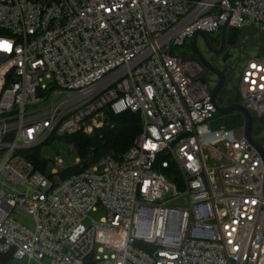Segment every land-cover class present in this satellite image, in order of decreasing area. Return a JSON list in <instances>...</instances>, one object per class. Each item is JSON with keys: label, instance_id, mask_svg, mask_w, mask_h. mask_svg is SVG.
<instances>
[{"label": "built area", "instance_id": "2783aa9c", "mask_svg": "<svg viewBox=\"0 0 264 264\" xmlns=\"http://www.w3.org/2000/svg\"><path fill=\"white\" fill-rule=\"evenodd\" d=\"M225 26L264 38V0H0V264H264V156L245 118L226 126L201 62L173 53ZM248 48L237 103L255 126L264 46ZM106 109L141 115L121 156L67 177L29 159Z\"/></svg>", "mask_w": 264, "mask_h": 264}, {"label": "trees", "instance_id": "16d2710c", "mask_svg": "<svg viewBox=\"0 0 264 264\" xmlns=\"http://www.w3.org/2000/svg\"><path fill=\"white\" fill-rule=\"evenodd\" d=\"M240 36V38H239ZM244 37V38H243ZM226 42L228 45L240 43V47H251L257 45L263 48L264 38L253 29H229ZM187 43V42H186ZM186 43L184 45H186ZM183 45V46H184ZM175 53V49L173 50ZM239 101V97L232 98L230 101L222 100L221 105L226 106ZM226 118L228 128H233L243 123L244 115L241 112L230 114ZM106 122L103 126L95 128L92 133L80 131L73 135H65L63 138L68 141L79 153L81 161L78 164L69 166L63 171L62 176L67 177L78 174L94 163L99 162L104 156L112 154L116 157L124 154L134 143L136 137L142 132V119L140 113L126 111L121 114H114L106 109ZM254 136L264 138V119L257 120L254 126ZM263 141V140H262ZM29 159L35 164L36 168L45 172L47 160L43 156L42 147L33 150ZM171 180H174L180 187V175L171 172V169H163ZM1 259H7L0 255Z\"/></svg>", "mask_w": 264, "mask_h": 264}, {"label": "rangeland", "instance_id": "374dc122", "mask_svg": "<svg viewBox=\"0 0 264 264\" xmlns=\"http://www.w3.org/2000/svg\"><path fill=\"white\" fill-rule=\"evenodd\" d=\"M231 30V29H230ZM213 35H220L221 33H212ZM240 38V36H239ZM244 38V37H243ZM191 38L190 40L187 41L186 45L184 46H179L175 48V53L178 55H182V56H187V57H192L193 56V46H192V42H191ZM238 46V47H237ZM240 43H237L236 45H228V48H230L231 51L236 52L235 56H234V62H235V69L233 71V74L231 75V81H230V85H232V87L234 88H238L239 85V80L241 77V71L242 68L245 64V53H243V50L240 49L242 47H240ZM235 48H238L237 50ZM236 50V51H234ZM258 50V46L254 45L251 46L247 49L248 54L250 55H254ZM232 92V91H231ZM231 94L234 95V99L237 98L238 96L234 94V92H232ZM102 117H105L106 119V113L102 114V115H96L95 117L91 118L86 125V130H84V132L86 133H92L94 131L95 128L101 127L103 125H101V121H102ZM226 117V116H224ZM264 119V117L262 118ZM107 120V119H106ZM105 120V122H106ZM257 138V137H256ZM257 139L260 140V138L258 137ZM262 140H260L261 142L264 143V138H261ZM42 150L44 152V155L47 159H49L50 164L48 165L49 168H52L54 166V162L53 160L56 157L61 158L65 165L67 166H73L75 164H78V160L80 159V155L79 153L73 149L72 145L66 141L63 137H57L54 136L52 138H50V140H48V142H46L43 146H42ZM18 189H21V186L17 187ZM168 198H170V195L168 196ZM178 202L176 200H173L171 202H169V204L171 205H176ZM107 215V210L104 207H100L97 211H93L91 213V216L97 220L100 221L102 217H105ZM28 260L27 259H15L12 258L8 264H28ZM32 264H36V263H32Z\"/></svg>", "mask_w": 264, "mask_h": 264}, {"label": "flooded vegetation", "instance_id": "af4514ba", "mask_svg": "<svg viewBox=\"0 0 264 264\" xmlns=\"http://www.w3.org/2000/svg\"><path fill=\"white\" fill-rule=\"evenodd\" d=\"M219 33V32H217ZM190 40V39H189ZM192 46H193V58H196L200 61L197 49L194 44V37L191 38ZM208 41L207 44L201 37L197 40L198 49L201 52L203 58L210 64H212L216 69L219 71H222L225 75V84L223 88L221 89L218 100L221 102L222 100H228L230 101L232 98H234V95L231 94L234 92L235 95H237V89L232 87L230 85L231 81V75L233 74V71L235 69V62H234V56L236 54V50L238 48H235L236 52H233L228 48V44L226 42V46L222 52H219L222 46V33L219 35H213L208 34ZM238 47V46H237ZM244 47L240 48L243 50ZM229 52L231 57H229L227 60L224 59L225 54ZM243 53L245 51L243 50ZM201 62V61H200ZM202 68H203V74L206 77L208 84L210 87L214 88L219 80V77L217 74L212 72L209 68L204 66V64L201 62ZM232 91V92H231ZM238 96V95H237ZM233 104V103H232Z\"/></svg>", "mask_w": 264, "mask_h": 264}, {"label": "water", "instance_id": "95a60500", "mask_svg": "<svg viewBox=\"0 0 264 264\" xmlns=\"http://www.w3.org/2000/svg\"><path fill=\"white\" fill-rule=\"evenodd\" d=\"M199 37H201L208 44L209 43L208 34L204 31H199L198 33H196L194 36V44H195V47L197 49L200 61L204 64V66L209 68L212 72L217 74L219 77L217 85L212 90V101L216 105L219 114L220 115H229V114H233L236 112H241L244 115V118L246 119V136H247V138L250 140L251 143H253L254 145H256L260 149V151L262 152V154L264 156L263 146L260 145L259 143H257L253 138L254 119H253L252 114L248 110H246L243 105H241L240 103H237V102H234L233 104L226 105V106H223L220 104V102L218 100V95H219L221 89L223 88V86L225 84V75L222 71H219L218 69H216L212 64L208 63L203 58L201 52L198 49V45H197V40ZM226 38H227V26H225L222 30V46H221V49L219 52H222L224 50V48L226 46ZM229 57H231V55L229 52H227L225 54L224 59L227 60ZM39 93H41L40 90H39ZM148 231H149V229H147L146 232H148ZM89 264H94V263L91 261Z\"/></svg>", "mask_w": 264, "mask_h": 264}, {"label": "snow or ice", "instance_id": "6c2138e0", "mask_svg": "<svg viewBox=\"0 0 264 264\" xmlns=\"http://www.w3.org/2000/svg\"><path fill=\"white\" fill-rule=\"evenodd\" d=\"M0 49L10 50L11 49V45L6 43V42H0Z\"/></svg>", "mask_w": 264, "mask_h": 264}]
</instances>
